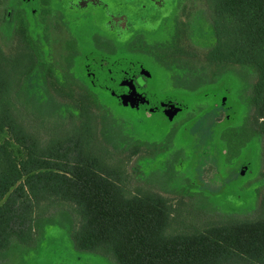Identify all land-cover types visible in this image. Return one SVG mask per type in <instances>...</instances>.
Returning <instances> with one entry per match:
<instances>
[{
	"label": "trees",
	"instance_id": "obj_1",
	"mask_svg": "<svg viewBox=\"0 0 264 264\" xmlns=\"http://www.w3.org/2000/svg\"><path fill=\"white\" fill-rule=\"evenodd\" d=\"M202 2L215 35L205 60L257 72L250 120L253 138L260 136L264 149V0ZM127 42L129 48L136 40ZM166 44L174 56L197 57L184 42ZM69 57L67 71L58 74L46 47L23 19L15 29L13 49L6 52L0 43V253L10 249L13 240L32 245L43 227L38 219L70 208L75 214V248L109 256L117 264H264V194L255 217L202 219L184 200L177 208L172 199L152 189L132 188L125 159L116 158L107 144L112 122L99 114L96 103L111 113L113 106L95 90L104 89L122 106L127 104L123 95L144 93L138 89L145 91V86L123 70L116 69L115 76L119 74L113 80L114 70L107 68L101 82L75 87L69 80L79 81L85 71ZM158 64L174 83L184 80L185 90L196 93L206 84L198 72ZM36 89L43 96L40 104ZM223 132L221 140L230 148Z\"/></svg>",
	"mask_w": 264,
	"mask_h": 264
},
{
	"label": "rangeland",
	"instance_id": "obj_2",
	"mask_svg": "<svg viewBox=\"0 0 264 264\" xmlns=\"http://www.w3.org/2000/svg\"><path fill=\"white\" fill-rule=\"evenodd\" d=\"M177 1L180 3L175 11L178 35H173L175 23L172 19L163 31L147 34V42L139 41L132 46L137 51L123 50L124 44L120 42L121 62H114L118 57L105 58L93 49L91 38L101 30L96 16L95 20L81 18L69 28L59 24L55 16L39 18L42 32L47 35V39H39L58 74L67 71L66 44L73 32L84 45L81 64L88 62L89 69L96 70L98 82L105 78L107 69L103 62L127 74L144 67L153 74L142 82L145 91L158 98L173 96L185 104V110L169 118L161 111H148L143 103L135 107L124 103L120 106L104 89L95 90L113 106L111 113L96 103L99 114L112 122V138L107 144L115 150L116 158L125 159V176L132 188L152 189L172 199L177 208L180 200H184L193 215L202 219L223 215L255 217L264 194L263 142L260 136L253 138L255 133L250 120L253 110L250 99L257 72L251 67L208 63L204 56L215 44L208 9L202 0ZM35 2L0 0V43L6 52L13 49L15 29L22 19L33 36L41 33L40 28H34L28 8H34ZM170 40L172 47L179 45V41L184 42L196 51L197 57L174 56L173 48L167 49L166 43ZM157 62L198 72L206 84L196 93L185 90L184 80L174 83L167 69ZM36 74L42 85L40 72ZM118 74L116 72V76ZM69 83L82 88L80 81L70 79ZM27 90H30L29 84ZM126 94L131 96L130 91ZM34 95L36 104L43 102L39 89ZM218 112L220 117H217ZM221 132L228 138L225 140L230 148L221 140ZM137 148L138 153L131 154ZM74 220L75 214L70 208L52 210L38 219L43 227L38 228L33 244L27 246L13 240L10 249L0 253V264H117L109 256L75 248L71 238Z\"/></svg>",
	"mask_w": 264,
	"mask_h": 264
},
{
	"label": "flooded vegetation",
	"instance_id": "obj_3",
	"mask_svg": "<svg viewBox=\"0 0 264 264\" xmlns=\"http://www.w3.org/2000/svg\"><path fill=\"white\" fill-rule=\"evenodd\" d=\"M176 1V0H175ZM170 2L169 0H36L33 10L28 7L33 13L34 28H40L38 39L46 38L45 31L42 32L39 18L43 19L46 16H55L58 19L59 24L66 28H69L72 22H77L81 18L94 19L96 16L100 21L101 30L99 33L95 32L91 38V44L93 49L102 53L105 58L118 57L120 61L119 53L121 51L120 42L123 40L125 49L127 51H137L132 49V46L136 45L139 41L147 42L146 36L152 34H158L163 29L167 28L166 24L169 20L174 19L176 29V17L175 11L178 9L180 3L177 1ZM170 2V3H169ZM86 11V12H84ZM140 12V13H139ZM84 13V15H82ZM102 18H106L103 20ZM103 20V21H102ZM72 26V25H71ZM161 28V29H160ZM71 31V30H70ZM97 31V30H96ZM45 34L41 36V34ZM73 37L68 40L66 48L68 55L66 57L67 64L70 61L69 56L74 58L75 65L81 64L83 59V44L78 35L71 32ZM41 41V39H39ZM45 40V39H44ZM136 40L131 47L126 44L127 41ZM128 43V42H127ZM72 44L73 48H68V45ZM124 49V50H125ZM70 58V57H69ZM82 65V69L85 71V75L79 79L82 84L96 83L97 74L96 70L89 69V63ZM106 69L116 71L115 65L109 67L107 62H103ZM67 65V67H68ZM100 68L101 65H98ZM145 74L146 76L142 75ZM115 75V74H114ZM133 75L136 77L135 82L137 84H143L151 78L152 73L142 67L135 71ZM113 80L116 79L114 76ZM145 86V84H143ZM150 93V92H144ZM141 93V94H144ZM151 94V93H150ZM152 95V94H151ZM166 97V96H165ZM164 97V98H165ZM173 97V96H171ZM163 99V98H160ZM179 102V101H178ZM146 107V104H144Z\"/></svg>",
	"mask_w": 264,
	"mask_h": 264
},
{
	"label": "water",
	"instance_id": "obj_4",
	"mask_svg": "<svg viewBox=\"0 0 264 264\" xmlns=\"http://www.w3.org/2000/svg\"><path fill=\"white\" fill-rule=\"evenodd\" d=\"M123 100L131 107H135L140 103L146 104L149 111H161L169 118H173L177 113L185 109V104L178 102L175 97L167 96L163 99L154 97L150 93L136 94L134 96L123 95ZM246 169V168H245ZM243 169L242 173L245 172Z\"/></svg>",
	"mask_w": 264,
	"mask_h": 264
}]
</instances>
